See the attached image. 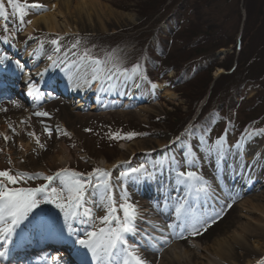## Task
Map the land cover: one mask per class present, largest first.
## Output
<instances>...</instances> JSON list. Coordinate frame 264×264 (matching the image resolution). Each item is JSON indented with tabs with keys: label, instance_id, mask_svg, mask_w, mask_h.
I'll use <instances>...</instances> for the list:
<instances>
[{
	"label": "rangeland",
	"instance_id": "374dc122",
	"mask_svg": "<svg viewBox=\"0 0 264 264\" xmlns=\"http://www.w3.org/2000/svg\"><path fill=\"white\" fill-rule=\"evenodd\" d=\"M104 1L108 2L113 9L123 14L122 21L116 24L111 20L105 30L95 28L94 30L85 31L79 29L66 35L59 34L63 37L61 45L62 47L70 46L71 42L79 39L81 45L76 51L82 52L84 49H89L93 55L101 59H107L108 55L111 54L121 66L124 67V65H128L129 63L130 66L127 67L129 69L134 64H131L128 58H135L134 61L141 58V61L137 63H140L143 70H146L151 77L159 78L161 86L152 88V83L148 79H138L136 81V83L140 84V89H138L141 91V88L147 84L150 87V92L143 98H148L149 100H141L137 106H143L148 103L153 104L156 107V112L143 111L138 114L134 110L135 106L126 108L124 113H120L116 111L115 107L111 106L106 109L105 114L102 111L81 109L78 113L76 110L69 113L64 112L65 114L61 112L62 114L59 116L58 111H60L61 102L56 100L48 102L43 110L51 113L50 118L32 117L39 125L40 131L37 133H42L43 129L39 121L44 119L49 125H59L61 129H66L71 133V136L60 135L55 131H53L51 138H48L46 134H42L41 140L46 142V149H37V152H33L32 149L37 147L34 142L28 153L29 164L41 166V169L39 168L34 171H44L46 174H52L60 169L58 163L53 164L49 158L52 149L58 142H63L67 145L71 154L69 162L67 165H63V167L83 173L91 171V167H101L100 161L102 158L109 162V164L113 163L115 167H113L112 172L115 174L116 169L127 168L129 163L130 165L133 164L134 167L137 166L138 163L134 164L131 161L137 159L136 162H138V158L142 162L147 159L162 160L165 152L169 155L170 151L175 149L173 148L175 146L178 147L177 151L180 152L181 145L171 142L176 137L183 136L185 129L190 128V122L197 116L206 115L205 117H210V115L216 116L217 113H223L224 118L232 120L237 125V128L242 129L245 128L243 126H251L254 127V130L264 129V74L261 73L262 71L264 72V56H262L264 51V41L262 38L264 36L262 37V29L258 26L261 19L259 17L255 18L258 12L254 11L253 14H248L247 16L246 10L248 7H246L245 0ZM4 2L7 10L11 12L12 10L7 4V0H4ZM28 2L31 3L33 0H28ZM38 2L45 4V0H38ZM259 5L260 3L257 0H250L248 6L250 9L258 8L259 11ZM33 12L34 10H29V14L25 17L26 21L29 20ZM127 14L133 16V21H129ZM199 26H205L209 29L213 27V39L219 38L223 34H227L228 36L236 35L234 37L236 39L244 34L243 32L246 27L249 28L248 31L254 34L253 38L255 37V42L253 43L254 56H258V62L255 64L253 62L250 66H243L244 68H237L230 72L231 68L235 66V61L244 59L241 56V52L239 53V48L236 50L238 46L234 49L233 44L219 49L215 53L214 58H208L210 54H207V56L197 54L199 44H203V41L196 44L193 35ZM10 27L14 29L18 28V21L10 25ZM233 29L236 31L234 34H232ZM23 30H17L15 38H10V43L15 46L14 48L17 49L18 53L20 50L26 49L25 47L28 45H32V43L36 44L35 50L43 43V51L52 52L54 46L50 44V40L55 38L56 34L36 29L26 37L22 36ZM0 32H2L0 35L7 34L3 33L2 30ZM247 40L250 41V39ZM10 43L7 45H11ZM208 44L209 42L205 44V47ZM244 44L245 42H243L242 47ZM3 45L6 44L0 40V49H5ZM122 51L125 52L121 54ZM231 55L234 56L231 64L229 63L226 67L218 66V64L227 62V59L230 60L229 57ZM260 57L263 58V61ZM212 66L213 70L209 74L212 80L209 83L208 73L206 72ZM51 69L61 72L57 68H50L49 70ZM221 74L224 75L222 79L227 80L225 89L210 98L208 103H205L207 96L205 95L201 98L200 95L203 96L205 91L209 92L211 82ZM134 88L136 87L133 86L131 90ZM228 89L229 91L227 92ZM135 90L134 92H136ZM166 93L168 94L166 95ZM217 117L214 120H217V122L213 131L205 135L209 144L225 131L222 117ZM85 129H91V131H85ZM116 131H119L121 134L136 132L142 135H137L132 140L120 139L118 141L109 139L108 134ZM177 133L178 135L173 137ZM245 134H243L245 139L242 147L247 148V153H251L256 149L258 151L255 152L256 156L248 164V168L256 166L257 175L261 177L264 173V133L248 134L249 136ZM241 135L242 133L238 134L232 130L228 131V144H234L241 138ZM198 137H185L191 141L193 153L197 157L195 165L191 170L197 171L205 180L209 181V179L215 176L214 172L219 167L216 160L217 156L215 154L210 156L199 148ZM116 141H125L129 145H131V142L136 141L139 147H145V149L131 147L134 149H132L133 151H125L120 148ZM155 142H163V145L168 143L167 147L161 146L159 148L154 146ZM152 145L155 149L160 150L156 152L148 151V148ZM237 150L239 149L232 148L227 156ZM144 151L148 152L142 154ZM178 152L176 153L177 155L182 154ZM180 156L178 159H181ZM37 161H39V164L36 163ZM223 161L225 166L228 167L229 159L224 158ZM152 162L154 163V161ZM8 167L12 166L8 165L6 159H4L3 164L0 165V169ZM152 169H154L153 165ZM163 169L171 171L166 169L165 164L154 170L163 172ZM221 171L224 173L225 170ZM170 173L171 176L169 178L165 177L170 185H172L174 174L172 171ZM115 177V181L117 182L118 176ZM40 180L42 179L29 181L28 183L29 185H33L38 183V181L40 182ZM160 181L162 180L160 179ZM222 185L223 182L220 179L218 182V186L221 189L220 194L211 193L210 195H206L204 200H208V198L220 200L222 198L221 194L226 195V197L230 195L231 191H225ZM238 186L242 188L240 183ZM260 186L261 184L257 180L252 185L250 192H258ZM260 191L262 190L260 189ZM102 192V189L98 190L96 196L101 195ZM240 249V247H236L237 251ZM255 250L257 249L241 250L240 255L236 258L238 264H244L247 260H250L251 264H257V261H255L257 251ZM262 258L264 257L262 256ZM262 258L260 257L257 260H261Z\"/></svg>",
	"mask_w": 264,
	"mask_h": 264
},
{
	"label": "snow or ice",
	"instance_id": "6c2138e0",
	"mask_svg": "<svg viewBox=\"0 0 264 264\" xmlns=\"http://www.w3.org/2000/svg\"><path fill=\"white\" fill-rule=\"evenodd\" d=\"M11 7L9 12L5 6L4 0H0V30L6 35H0V40L4 44L10 43V38L15 37L17 30L22 31L25 24H31V20H25L29 10H46V5L33 0H7ZM18 21V28H11L10 25ZM66 35V34H65ZM31 39V37H29ZM63 37L59 34L50 40L52 54L47 55L50 62L42 70L23 73L26 79L28 95L33 97L36 103L33 108L43 101V98L51 95L43 91L40 86V80L50 68H57L65 74L69 83L75 90L91 89L93 85L97 91H111L118 87L131 89L133 86L140 87L136 81L147 80L143 67L140 63L132 65L129 69L121 66L115 58L109 54L107 59H101L91 53L89 49L82 52L76 51L80 48L81 42L75 39L70 46L62 47ZM43 43L39 48L29 53L30 56L43 51ZM14 63L17 70L23 72L24 65L19 60H13L4 49H0V65ZM35 77V78H34ZM39 78V79H36ZM152 88L158 87L156 84ZM127 94V93H121ZM9 106L19 109L22 105L18 100L9 98L4 103H0V114H7ZM50 118L51 113L39 109L31 112L19 120H13L12 117L4 115V123L7 125V131H0V138L5 145L9 142L15 144L14 137L24 132L35 142L37 149L44 150L47 147L46 142L41 140V135L46 134L51 138L53 131L60 135L71 136L66 129H61L59 125H49L46 120L41 119L42 133H37L32 125V117ZM91 131V129H85ZM207 131V130H206ZM245 132H248L245 129ZM264 129L253 130L249 135L262 134ZM141 133L128 132L121 134L119 131L110 132L109 139L113 140H132ZM228 130L218 136L212 143H208L206 136L201 134L198 137V147L207 152L210 156L215 154L220 160H223L232 148L240 149L245 139L244 135L234 144L227 142ZM195 136V126L185 129L183 136H178L171 143H179L186 149L182 153V158L177 159L176 155L170 158L157 160L153 163V168L162 167L166 162L170 163V169L174 173L175 184L183 186L185 195L178 197L174 205L175 220L181 221L168 223L167 228H180L179 235L183 238V232L187 231L191 236L201 235V229L207 231L211 224L216 223L221 213H216L215 217H205L197 212L188 201V197L193 193L199 197L201 194L210 195L211 185L197 171L191 170L197 157L193 153L191 141L185 137ZM20 151H24L23 145H17ZM167 147V146H165ZM0 153L5 154L8 165L12 167L0 169V264L10 255L11 246L15 244L14 237L18 235V230L26 223H30L41 212L42 205L51 204L63 214L64 227L70 237H75L74 243L85 250L83 253L84 264H152L141 255L140 249L144 247L148 250L156 248L152 237L145 233L139 241L130 242L128 235H139L142 231L137 223L140 219L139 206L132 202L130 193L127 190V184L124 181H139L145 175L152 177L154 172H149L145 163H140L133 167L129 162L126 170L121 171L117 177V185L112 183V173L104 167H94L87 173L79 172L68 167H61L52 174H46L44 171H34L16 168L12 156L6 151L5 147H0ZM192 155L193 158L189 159ZM20 164L25 163L23 158L19 160ZM115 167V166H114ZM186 169V170H184ZM42 179L44 182L35 187L29 185V181ZM199 185V186H197ZM120 192H116V188ZM103 190L99 199L96 198L98 190ZM179 190V188H177ZM91 201V206L89 202ZM167 206V205H166ZM228 208L232 205L228 204ZM97 211H102L103 215H96ZM122 213V215H121ZM210 221V222H209ZM74 222L83 226V230H77ZM148 223H152L148 221ZM160 231L163 228L159 225ZM167 242V237H161ZM159 250V249H157ZM257 264H264V258L257 261Z\"/></svg>",
	"mask_w": 264,
	"mask_h": 264
},
{
	"label": "bare ground",
	"instance_id": "6f19581e",
	"mask_svg": "<svg viewBox=\"0 0 264 264\" xmlns=\"http://www.w3.org/2000/svg\"><path fill=\"white\" fill-rule=\"evenodd\" d=\"M44 3L46 4V10H34L33 14L29 18L32 23L27 24L24 28L25 34H30L36 29L46 33L61 35L73 33L79 29L85 31L94 30L95 28L98 30H105L111 20H113L116 24H119L123 19V14L113 9L112 6L104 0H45ZM127 18L130 22L133 21V16L130 14H127ZM32 48L33 47H30L23 54L25 61L30 64L34 63L31 72L35 73L36 71L42 70L47 64H49V61L47 60L49 52L45 50L42 51V53L40 52L37 53V55L30 56L29 53L33 52ZM61 75H63L62 77L67 80L64 73ZM67 82L69 83L68 80ZM157 85L158 87L161 86L160 83ZM142 89L144 94L149 93V89L146 85L143 86ZM67 91L70 98L65 99V97H63L64 99L62 100L65 103H60L61 108L60 111H58L59 116L64 112H72L74 110V107H72L73 104L76 108L85 107L88 95H93V102L89 105V110L94 108L99 109L98 107H100L101 104H111L117 107V112L124 113L126 106L131 103L129 102L127 96L136 97L139 95V92L132 93L131 90L128 91V94H121L115 92V90L106 92L97 91L95 85H93L91 89L75 90L70 83L67 87ZM121 92L126 93V91L122 88ZM167 94L168 93H166V95ZM72 97H76V99ZM134 99L142 100V96ZM145 100L148 99L146 98ZM9 109L10 110L7 114H0V131H7L8 134L11 135L10 131L7 130L6 123H4V115L12 117L13 120H19L21 117L29 115V113L23 106L19 109H14L9 106ZM134 110L138 114L143 111L156 112V107L153 104L148 103L143 106H137ZM76 112L78 113L77 110ZM68 113L67 115H69ZM32 125L37 132L40 131L39 125L33 118ZM14 139L15 144L9 142L5 145L1 138L0 147H5L6 151L11 154L15 167L27 170L41 169L40 165L29 164L30 161L28 159V153L33 146L34 140L30 139L24 134V132H21L20 135L14 137ZM155 143L156 144L154 146L157 147H161L163 145V142ZM20 144L23 145L24 151H20L18 149L17 145ZM130 144L131 145L122 141L119 143V146L125 151H133L134 149L131 147L145 149V147H139V144L136 143V141H133ZM153 148L154 147L152 145L148 149L151 150ZM173 148L175 149H172L171 151L169 150V155L165 152L164 159L166 157L170 158L172 155H176L177 159L179 158V155H181L180 157L182 158V154H176L178 152V147L175 146ZM185 150L186 149L181 148L178 153H183ZM235 152L236 151H233L230 155L225 157L229 159L228 167L225 166L223 160L219 159V167L216 172H214L215 176L208 181L211 185V193L220 194L221 189L216 182H219L220 179H225L224 186L227 187V189L232 188L231 190H234L233 192H230V198L226 202H222L219 205V208L215 209V204H219V202L216 201V198L204 200V194L197 197L195 193L188 197V201L192 207L206 218H214L216 213H221L220 218L216 220V223L211 224L207 231H203V229H201V235L191 236L187 231H185L183 233V238H181L179 234H177V237L175 235L169 236L168 234H173L174 230L167 228V224H165L160 217L155 216L158 214L162 215V213L165 214V212H167L171 207L174 208L176 199L185 195L183 186H178L179 190L176 189L177 194H167L166 197L161 198L160 200L158 199V201L151 199V202H148L147 200L139 199V196L134 193V196L138 199L135 203L139 206L140 214L150 217H145L150 231H152V229L159 230V227H154V225H159L164 229V233H167V242L161 241V239H152L155 245H157V242L159 241L162 243L165 242L166 244L163 243L164 245L158 252H142L141 255L143 257L152 262V264H238L236 258L240 255L241 250H249L251 248L257 249L255 251L258 252L255 254V256H258H256L255 261H259L257 259L260 257L262 258V256L264 257V178H262L264 177V173L261 177H259L257 175L256 166L250 167V170L243 173V165H247V162L253 161L254 154L258 151L256 149L251 153H247V148L243 147L238 155H235ZM70 157V150L63 142H58L52 149L51 155L49 156L50 161L53 164L58 163L60 166L59 168L63 167V165H67ZM20 158H23L25 163L20 164ZM192 158L193 156L190 155L189 159ZM4 159H6L5 154L0 153V165L3 164ZM149 161L150 162L148 163L147 168L149 169V172H153L151 169L153 160ZM38 162L39 161L36 163L39 164ZM100 163L102 167L110 171L114 167L112 164L107 163L104 158L101 159ZM165 164L168 170H171L170 163L166 162ZM221 170H225L224 174L226 176ZM157 172L161 173L160 170H157ZM164 173L166 176L170 175V173ZM115 176H117V174L112 176V179H115ZM155 176L157 177L156 174L152 177L145 175L143 178L152 180ZM256 180H258L261 184L258 192L243 191L245 188L252 185V183ZM241 181L244 182V184H242L243 189L238 186ZM156 185L158 188H162L164 190L163 192L168 193L169 187L165 181L164 183L156 182ZM260 189L262 191H260ZM221 195L224 196L223 194ZM233 200L234 202L232 207L228 208L227 205ZM209 202L211 204H209ZM166 216L165 219H167ZM148 221H151L152 223L150 224ZM172 222L178 223L181 221H176L174 219V221H170V223ZM159 223L166 226L163 227ZM147 234L151 237H166L154 232H151L150 234L147 232ZM140 239L138 238L135 240L139 241ZM237 246L241 248L239 251L236 250ZM244 264H251V261L247 260Z\"/></svg>",
	"mask_w": 264,
	"mask_h": 264
},
{
	"label": "trees",
	"instance_id": "16d2710c",
	"mask_svg": "<svg viewBox=\"0 0 264 264\" xmlns=\"http://www.w3.org/2000/svg\"><path fill=\"white\" fill-rule=\"evenodd\" d=\"M249 1L250 0H245L246 7H248V9L246 10L247 16H248V14L249 15L253 14L254 11L258 12L256 14L255 18L257 19L259 17L261 19L258 23V26L261 27V29H262L261 32H262V37H263L264 36L263 35L264 34V0H257V2L260 3V5H259L260 10L259 11H258V8H253V9L251 8L250 9L248 6ZM246 20H247V18H246ZM212 29H214V28L212 27ZM212 29H209L208 27H205V26H199V28L196 29V32H194L193 37L196 41V44H199L201 41H203L202 42L203 44H199L200 46H199V49L197 51V54L202 55V56L203 55L207 56V54H210L208 56V58H214L215 53L219 49L225 48V47L229 46L230 44H233V46L235 47L234 49H236V46H238L236 50H238V48H239V53L241 52V56H243L244 59L241 61L236 59L237 62L235 61V66L233 68H231L230 72L236 70L237 68H240V69L244 68L243 66H245V67L250 66L253 62H254V64L258 62V60H259L258 56L257 57L254 56L255 52H254V46H253L254 44L253 43L255 42V37L253 38L254 34H251V32L248 31L249 28L246 27L244 29V32H243L244 34H242L241 37L239 36V38H236V39L234 38L236 35L228 36L227 34L226 35L223 34L224 37L221 36L219 38L213 39L212 35L214 34V31ZM235 32H236L235 29H233L232 34H234ZM247 39H250V41ZM262 40L264 41V37L262 38ZM208 42H209V44L205 47V44H207ZM243 42H245V44L242 47ZM142 44H143V42H142ZM263 45H264V43H263ZM138 51H139V49H138ZM106 52H108V51H106ZM141 53H142V51H141ZM263 54H264V51H263ZM263 54H262V56H264ZM139 55L141 56V54H139ZM139 55H138V57H139ZM229 58H230V60L227 59V62L223 63L224 65L218 64V66H220V67L225 66L226 67L229 65V63L231 64L232 63L231 60H233L234 56L231 55ZM260 58L263 61V58L262 57H260ZM128 59L133 61L135 58L134 59L128 58ZM248 59H250V61H248ZM138 61L140 62L141 58L138 59ZM213 66H212V68H210L209 71L206 72V73H208V82L209 83L212 80V78L209 74H210V71L213 70ZM261 73L264 74L263 71ZM222 78H224L223 74H221L220 76L215 78L211 82V87L209 89L210 91L209 92L205 91L204 94L202 93L203 96L200 95L201 98L204 97L205 95L207 96V101L205 103H208L210 98H212L218 92H221L222 90L225 89V85H226L227 80L222 79ZM228 91H229V89L227 90V92ZM205 116L206 115L201 116V117L197 116V118L193 122L195 128H198L202 125H204V126L209 125L212 118H211V116L210 117H205ZM243 127H246V126H243ZM239 129H241V128H239Z\"/></svg>",
	"mask_w": 264,
	"mask_h": 264
}]
</instances>
